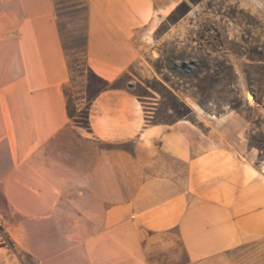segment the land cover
Returning a JSON list of instances; mask_svg holds the SVG:
<instances>
[{"label": "crops", "instance_id": "obj_1", "mask_svg": "<svg viewBox=\"0 0 264 264\" xmlns=\"http://www.w3.org/2000/svg\"><path fill=\"white\" fill-rule=\"evenodd\" d=\"M79 1L84 58L111 83L133 75L183 2ZM62 2L0 0V224L22 263L264 264V171L244 123L154 122L118 88L89 104V128L77 125Z\"/></svg>", "mask_w": 264, "mask_h": 264}, {"label": "rangeland", "instance_id": "obj_2", "mask_svg": "<svg viewBox=\"0 0 264 264\" xmlns=\"http://www.w3.org/2000/svg\"><path fill=\"white\" fill-rule=\"evenodd\" d=\"M184 2L190 11L184 15L188 9L183 6L173 14ZM181 4L161 21L144 57L132 68L133 75L126 74L117 86L137 95L154 122L187 119L207 129L203 120L240 118L245 125V149L253 152L250 162L264 171V104L254 100L244 74L248 64L264 65V0H201L195 5L183 0ZM58 11L73 69L72 82L66 87L69 109L71 115L85 118L88 98L101 87L91 81L84 66L86 6L79 0H63ZM191 62L199 67L193 68L199 72L198 79L181 72ZM259 79L255 73V89L264 91ZM182 93L206 99V107ZM236 98L243 100L242 114L229 107ZM238 128L231 124L228 131L234 133ZM11 245L9 233L0 224V247H6L0 249V264H23L22 254L15 253ZM25 260L29 262L28 257Z\"/></svg>", "mask_w": 264, "mask_h": 264}, {"label": "trees", "instance_id": "obj_3", "mask_svg": "<svg viewBox=\"0 0 264 264\" xmlns=\"http://www.w3.org/2000/svg\"><path fill=\"white\" fill-rule=\"evenodd\" d=\"M190 3H192L193 5L195 4H198L200 3L201 0H189ZM187 7L188 11L184 14L186 15L189 11H190V5H188L186 2H184L183 4H181L174 12L173 14L181 7ZM84 66L86 68V71L89 75V77L91 78V81H94L95 83H98L101 85L100 89L98 91H96L90 98H88V104H87V107H86V116L85 118H81V117H78L79 119H82V120H79V121H76V124L81 126V127H85V128H89V120H88V111H89V104L93 101V99L95 97H97L102 91H105V90H109V89H118L119 87L117 86V82L119 81H116V82H108L106 80H104L103 78L99 77L87 64L85 58H84ZM71 67V65H70ZM193 68H196L198 69L199 67H197L196 64H194V62H191L190 63V66H186L184 65L183 66V69H181V72L185 75H189V74H193V76H191V78L193 79H198V74L199 72H197L196 70H193ZM72 69V67H71ZM205 69L207 71H209V67H205ZM232 69V68H231ZM260 70V72H258L257 70ZM72 73H73V69H72ZM255 73H258V75L260 76V79L257 80V82H261V83H264V65H261V66H256L254 64H248L246 65V68L244 69V74L246 76V80H247V83H248V89L249 91L252 93L253 95V98L254 100L262 105L264 104V91H263V88L262 87H259L257 90L255 89V86H254V75ZM206 79V77L204 78ZM165 81L167 83H170L167 79H165ZM173 90L175 91L176 95L178 97L181 96V94H178V89H176L174 86H172ZM197 88L199 89V86H197ZM182 95H184L185 97H190L192 99H194L201 107L205 108L206 107V99L204 98H198L197 96L193 95V94H187V93H182ZM242 98H236L234 101H232L231 103H229V107L232 109V110H235L236 112H238L239 114H242V111H241V107H242ZM73 116V115H72Z\"/></svg>", "mask_w": 264, "mask_h": 264}]
</instances>
